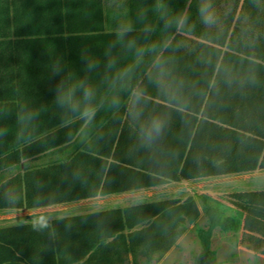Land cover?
I'll use <instances>...</instances> for the list:
<instances>
[{"label": "trees", "instance_id": "16d2710c", "mask_svg": "<svg viewBox=\"0 0 264 264\" xmlns=\"http://www.w3.org/2000/svg\"><path fill=\"white\" fill-rule=\"evenodd\" d=\"M128 1L134 30L127 39L158 47L123 88H110L134 53L116 43L124 17L107 23L104 0H0V210L264 170V0H210L211 26L200 21L204 0ZM181 13L188 23L178 27ZM89 59L98 62L91 72ZM73 80L96 89L91 105L76 90V111L57 102ZM136 89L144 92L139 105ZM154 117L166 126L149 138ZM198 198L205 226L197 228L194 264H221L211 244L216 228L242 229L243 244L264 253V190L228 194L233 208L208 194ZM199 217L189 196L2 226L0 264L159 261Z\"/></svg>", "mask_w": 264, "mask_h": 264}, {"label": "rangeland", "instance_id": "374dc122", "mask_svg": "<svg viewBox=\"0 0 264 264\" xmlns=\"http://www.w3.org/2000/svg\"><path fill=\"white\" fill-rule=\"evenodd\" d=\"M104 2L111 9L106 18L107 23L120 22L122 17H124V23H128V0H104ZM73 148V145H71V148L67 149L68 152L72 151ZM50 158H56V156L43 157L31 162V164L46 163ZM249 190H264V170L256 169L249 173L213 176L191 181H174L133 192L97 196L34 209L0 210V227L52 220L115 207L124 208L151 200L167 198L184 200L192 196L196 199L200 209V217L197 223L189 225L187 231L159 261L154 260L148 263L144 259H140V264H194V259L200 251L197 228L205 226V216L198 195L208 194L224 205L233 208L227 200L228 194L235 191ZM242 233V229L237 233L223 232L217 228L214 230L211 244L216 251L218 260L221 264H264V253L259 254L247 248L242 242Z\"/></svg>", "mask_w": 264, "mask_h": 264}, {"label": "clouds", "instance_id": "9594fccd", "mask_svg": "<svg viewBox=\"0 0 264 264\" xmlns=\"http://www.w3.org/2000/svg\"><path fill=\"white\" fill-rule=\"evenodd\" d=\"M199 17L201 23L206 26H211L216 21V13L210 0H204V3L199 7ZM175 23L178 27H183L188 23V17L183 13L175 17ZM134 27L131 23H121L115 29L116 43L123 45L128 51L134 53L133 62L129 65L117 70V78L109 82L110 88L124 87V82L130 76L133 69L143 61L144 55L147 51H155L158 47L156 44H138L135 39H127L128 34L133 32ZM116 61L111 60L106 65L107 68L112 69L115 66ZM86 67L89 72L94 71L98 67V62L94 60H87ZM154 67L157 69L155 79L157 83H160L161 79L165 75L163 62L157 58L154 61ZM149 79H153V76H149ZM77 89L81 90L82 100L85 103L91 105V102L95 99L96 89L94 86L80 80H73L67 86L62 87L57 97V102L62 106H67L71 110H78L81 100L75 96ZM144 92L142 89H136L133 93V100L135 105H139L142 102ZM119 97L113 96L111 103L113 105L119 104ZM94 112V108L89 107L86 109L85 114L91 115ZM134 117L139 115V112L134 111L132 113ZM166 126V121L161 117H154L148 124V136L154 138L160 136Z\"/></svg>", "mask_w": 264, "mask_h": 264}]
</instances>
